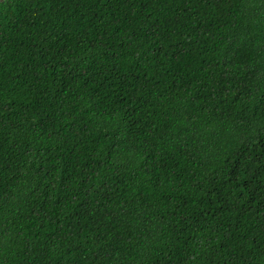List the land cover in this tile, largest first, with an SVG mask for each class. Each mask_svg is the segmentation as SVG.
I'll return each mask as SVG.
<instances>
[{
  "label": "trees",
  "instance_id": "16d2710c",
  "mask_svg": "<svg viewBox=\"0 0 264 264\" xmlns=\"http://www.w3.org/2000/svg\"><path fill=\"white\" fill-rule=\"evenodd\" d=\"M0 264H264V0H0Z\"/></svg>",
  "mask_w": 264,
  "mask_h": 264
}]
</instances>
